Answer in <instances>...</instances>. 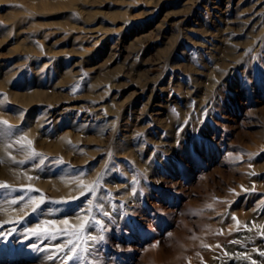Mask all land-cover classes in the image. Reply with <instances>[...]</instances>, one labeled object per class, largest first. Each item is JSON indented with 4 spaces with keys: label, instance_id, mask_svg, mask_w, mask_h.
Segmentation results:
<instances>
[{
    "label": "rangeland",
    "instance_id": "1",
    "mask_svg": "<svg viewBox=\"0 0 264 264\" xmlns=\"http://www.w3.org/2000/svg\"><path fill=\"white\" fill-rule=\"evenodd\" d=\"M5 121L0 264H264V0H0Z\"/></svg>",
    "mask_w": 264,
    "mask_h": 264
},
{
    "label": "snow or ice",
    "instance_id": "2",
    "mask_svg": "<svg viewBox=\"0 0 264 264\" xmlns=\"http://www.w3.org/2000/svg\"><path fill=\"white\" fill-rule=\"evenodd\" d=\"M6 124L7 122H0ZM31 144V141L28 142ZM11 147V145H9ZM37 154L32 151V157L34 158ZM23 163V162H21ZM44 163V159H41L38 161L37 166H40ZM62 163V161H61ZM8 186L6 184L0 185V189H6ZM13 191H19L23 192V189H16ZM90 191H94V189H90ZM20 199H24L23 195H21ZM12 203L15 204L16 200H12ZM43 203V201H41ZM211 208V205L208 206ZM96 211H100L102 215L106 217H110V213L107 211H103L102 204L97 203L96 205ZM65 224H67V220L64 221ZM92 223H100L98 219H91L89 221H86L84 224L81 225V231H83L85 228L89 227ZM104 230L102 226V231ZM32 235H37L39 233L38 229H32L31 230ZM75 237V239H70L67 241L68 247L65 251V260L67 261V264H81L82 261L87 260V264H93V261L91 259H88L91 256L92 251V245L97 243V238L95 236H92L91 233H87L89 239L84 241V243L87 245V249H81L79 246V243L81 241V232H73L71 234ZM54 238V237H51ZM99 239H103L101 236ZM261 255H264V252L261 253Z\"/></svg>",
    "mask_w": 264,
    "mask_h": 264
},
{
    "label": "bare ground",
    "instance_id": "3",
    "mask_svg": "<svg viewBox=\"0 0 264 264\" xmlns=\"http://www.w3.org/2000/svg\"><path fill=\"white\" fill-rule=\"evenodd\" d=\"M150 253H151V256H153V257H156L158 255L156 250H151ZM234 264H240V263L235 262Z\"/></svg>",
    "mask_w": 264,
    "mask_h": 264
}]
</instances>
